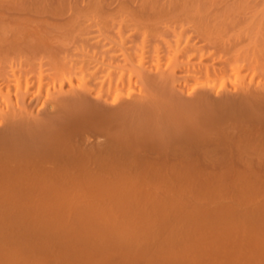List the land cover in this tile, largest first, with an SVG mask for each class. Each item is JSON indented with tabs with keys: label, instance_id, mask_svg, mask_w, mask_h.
Instances as JSON below:
<instances>
[{
	"label": "bare ground",
	"instance_id": "6f19581e",
	"mask_svg": "<svg viewBox=\"0 0 264 264\" xmlns=\"http://www.w3.org/2000/svg\"><path fill=\"white\" fill-rule=\"evenodd\" d=\"M77 1L79 0H74V3L79 6ZM89 1L87 6L82 0V9L85 6L87 9L90 7L87 14L85 13L87 9L84 11L86 16L81 15L84 18L83 32L81 31V34L78 33L79 31L75 32L80 34L75 35L74 30L77 24H73L75 26L74 30L72 28L73 34L70 31L71 27L68 28V26L77 20L71 21L72 18L65 20L67 16L63 18L64 14L58 11L63 4L71 3V0H0V125H2L0 129V200L3 197L9 201H22L16 205L11 204L13 206H5L8 211L12 209L14 211L15 209L29 210L32 213L38 211V215L40 212L44 214L69 212L70 214V212L80 211L81 213L82 211V213L93 212L97 215L96 212L101 210H110L112 216L117 210L125 212L155 210L163 201L160 200V192L158 194L160 199L154 200V204H139L138 201L133 202L137 199L133 197L132 190L127 186L133 187L132 182L135 180L142 182L150 180L163 182L164 180V183L165 181L175 183L177 180L181 182L183 181L181 179L189 180V178L192 180L211 178V176L221 178L223 169L221 170L219 165L217 168L222 172L217 175L201 174V171L194 173L187 169L184 171V168H188L195 160V154L191 159V152L199 149L201 137L208 138L210 136L208 133L211 134L210 131L217 127L216 123L224 124L225 118H221L222 122L219 120L222 115L228 116L227 119L231 118L232 122L240 121L241 124L244 119L250 123L253 122L250 125L255 124L256 121L257 125L264 124V105L257 106L258 99L264 104V89L256 91V88L255 93L252 92L253 89L251 91L248 88L250 91L246 92L244 95L246 97L243 96V91L240 92L243 98L247 99L249 95L255 99L258 98L256 103V100L253 102L250 98L247 101L255 105V108H252L253 104H250L252 108L251 110L249 108L250 111L247 108L248 104L246 107L243 106L248 112H242L243 110L238 108L237 104L242 101V98L239 101L236 96L229 94L225 96L223 93V98L211 99V92L217 93V90L222 92L227 89L226 77L230 71V74L234 72L241 79L243 61H254L259 68L262 63L259 54L254 53L255 50H253L254 55L251 51L249 54V50L240 46L241 43L225 44L229 41L225 40L227 41L225 42L222 37L214 36V30L207 15L209 13H203L201 10L211 4H214L213 6L222 4L223 7L225 4L230 5V2L243 0H95L92 4ZM55 2L62 6L52 9ZM68 3L70 16H72L71 12L77 16L75 9L71 11L72 5ZM80 7L77 8L81 11ZM65 9L66 6H63L61 11ZM66 12L65 10V14H69ZM40 13H44L46 19L39 18ZM50 14H52L51 17L54 16L53 19ZM54 14L57 17L62 15L61 19ZM47 15L51 19H48ZM81 26L77 28L81 29ZM221 29L224 28L219 30ZM220 38L223 41H220ZM220 43L222 45H218ZM178 76L182 78L181 80L186 78V81L191 82L190 89L194 90L195 96L188 102H184L181 99L182 96L179 97L174 90ZM135 84L140 85L139 92L132 93L129 90ZM247 86H244L245 91ZM180 87L179 90H182L183 88L180 89ZM240 88L244 90L243 86ZM227 91L225 90L226 93ZM35 106H38L40 111L37 107L36 111ZM232 122H230L231 126ZM191 135L193 138L190 137ZM92 136L100 141L96 142L93 137L91 141L95 143L84 145L85 139L90 140ZM191 139L192 141L188 144L187 141ZM211 139H209L210 142ZM260 143H253L254 145H239V143L236 149L239 155L237 152V155L234 153L230 155H236L241 162L237 163L244 166L240 165L242 169L238 166V170L234 172L231 169V174L225 172L222 177L225 178L228 174L229 178L245 180L260 178L263 181L264 146L262 144L263 149H261L256 145ZM187 144L192 145L194 149H190L192 146L186 148ZM231 146L233 147V145L229 147ZM201 147L199 151H202ZM216 147H211L212 150L214 149V154L207 153L210 151L209 148L204 149L207 155L203 157L206 158L207 164L211 163H208V160L218 159L214 158L218 150ZM165 150L168 151L164 152V155L162 153ZM142 151H145V155ZM153 153H159V155L151 158L152 162L149 161L150 158L147 160V157L146 159L142 157ZM204 153H199V157H202ZM140 154L142 158L139 156V159ZM173 154L177 158H173L174 162H169V157H173ZM199 157L197 160H200ZM145 160L148 162L145 163ZM199 163H202L201 160ZM207 164L203 166L206 167ZM235 167L233 169H236ZM123 181H131L132 184L126 182L128 185L124 187ZM118 182H121L122 186L119 187ZM158 195L155 194L154 197L157 198ZM118 196H121L120 199L117 198L120 202L113 200ZM105 197L108 199L110 197L116 203L98 202ZM6 209L3 207V211ZM250 213L252 215L253 212ZM82 215L83 221L87 222L89 219L87 214ZM114 220H116L115 216ZM85 221L79 220V225L86 224ZM241 223L240 227L237 226L240 229L236 228L238 233L241 230ZM111 224L114 228L112 229L111 225V231L114 232L116 226L120 231L121 226L116 225L114 221ZM233 225L229 224L231 229ZM122 227L125 228V225ZM242 227L245 228V225ZM122 232L124 230H121ZM124 233L127 236L126 231ZM245 233L247 232L241 234ZM125 235L122 238H125ZM101 238L103 240V237ZM100 242L102 241L98 243ZM262 243L264 245V242ZM98 246L101 247V244ZM262 251L260 250L261 253ZM10 252L5 253L7 256L3 254V257L2 252L0 253V258H3V260L0 259L1 263L7 258L8 261L12 259L14 261L12 263L15 264L13 252Z\"/></svg>",
	"mask_w": 264,
	"mask_h": 264
},
{
	"label": "rangeland",
	"instance_id": "374dc122",
	"mask_svg": "<svg viewBox=\"0 0 264 264\" xmlns=\"http://www.w3.org/2000/svg\"><path fill=\"white\" fill-rule=\"evenodd\" d=\"M87 1L88 0H83L84 5L85 4L87 5ZM96 1H98V0H96ZM90 2L92 4L93 2H95V0L94 1L90 0L89 3ZM55 3H53L54 4V5H52L53 7L51 6L52 9H54V7L59 8L58 6H60V5L62 6V4H57L58 2L56 4ZM67 3H66V5L63 4V6H66L65 10L67 12H69V14L67 12H66L67 14H65V10L61 11V9H63V6L61 9H58V11L61 12L62 14H64L63 18H64V16H67L64 18L65 20H66V18H69V19L72 18L71 21H73V20L80 21V23H75L77 21H73V23H72L68 19V21L71 22L68 26V28L71 27L70 28L71 30L70 29H68V30L72 31L71 33L73 34V30H74L75 26H77V27L81 26V23L84 21L83 17L86 16L90 6L88 7V9L86 8V6L84 9H82L83 8L82 0L77 1V5H79V6H76V3H74V0H71V3L69 2L70 4L69 3L68 4L72 5L71 11H73L75 9L74 11L77 14V16H74L75 14H72L73 12H71L72 16H70V10H69ZM80 4H82L81 7H80ZM229 4L230 5L227 4L229 7L226 4L225 5L223 4L226 7H224V6L222 7V4H219V5H221L220 7H218L219 6L218 4L216 6H213L214 4L213 5L211 4V6L208 5V6L201 9V10H203V13H209L207 15L209 16L210 25L212 26V28L214 30V32H213L214 36L217 35V36L222 37V39L224 41L225 40L229 41L228 43H225L227 41L222 42L225 44H229L230 42L241 43L240 46L242 45L243 48L245 47V49L249 50V54H250V51L253 55H254V53H258L261 60H262L261 62L263 63V66H264V0H243L242 2H239V1L235 2V3L230 2ZM73 6H76V7H73ZM77 7H80L83 11L82 10L80 11V9ZM56 8H55V10H56ZM67 8H68V10H67ZM85 9H87V10L85 11ZM76 10L80 11V12L78 13ZM84 11L86 14L84 13ZM43 14L44 13H40L41 16L39 18H43V17L45 18V14H44V16H42ZM60 14H58V15H60ZM82 14H84V16ZM36 15L39 16L38 13ZM51 15L52 14H50V17H51ZM54 15L57 17L56 14H54ZM27 16H29V15L27 14ZM61 16H58V17H60V19H61ZM73 16L76 19H74ZM46 17L48 18V15ZM53 17L54 16H52L51 18L53 19ZM51 18H48V19H51ZM77 18H80L81 20L77 19ZM73 24L74 25L77 24V25L73 26ZM77 27L74 30V34L80 35L83 32V23H82L81 29H78L79 27L78 28ZM72 28H73V30H72ZM220 28H224V29H221V31H220L219 30ZM75 32H78V33L81 32V33L76 34ZM222 39L220 38V41ZM218 45H222V44L220 43ZM253 50H255L254 53H253ZM256 50L257 51L259 50L260 53H259V51L257 52ZM260 54H262V56ZM242 63L244 64V66H242V68H241V76H240L241 79H239L236 76V74H234L233 71H232L233 74H230V72H231L230 71L226 77L227 78V80H226L227 89H224L222 92L217 90V93L211 92L212 96H214V97H212L211 95L210 96H211L212 100L221 99V98H223L224 95L226 96L227 94L234 96V97L236 96V98H239V101L242 98V101H245L246 103L244 104L241 101L242 103L240 102L237 105H238L239 109L243 110L242 112H245L246 108L244 110L243 106L245 105V107H246V104H248V107H247L248 110H249V108H250V110L252 108H255L254 103L250 102V104H253V107L251 108L249 102H247V101H249V98H250V101L253 100V102L256 99H258V98L255 99L251 95H249V98H247V99L243 98V96L246 95V92H248L249 89L251 91L253 89L252 92H255L256 88H257L256 91H260V90L264 89V71H263L264 68L262 66V63H260L261 66L259 68L257 63L255 64L254 61H252V62L251 61H243ZM261 69H263V70L261 71ZM179 79H180V77H179ZM179 79L176 80V81H178L177 82L178 84L175 81L176 85L174 87L175 88L174 90L179 97L182 96L181 99H183L184 102H188V101H190V99L192 100L193 97L195 96V93L193 92L194 90L191 91V89H190L191 88V82L186 81L187 80L186 78H185L186 80L184 78H183V80H181L182 79L181 78L180 83H179ZM240 80H243V81H240ZM240 84H242V85L240 86ZM247 84L249 87L247 86ZM183 85H186V86H183ZM245 85L247 86L246 91L244 89ZM180 86L183 89L185 88L184 91ZM242 86H243L242 89H244V90H240L241 89L240 87H242ZM179 87L182 90H179ZM260 87H261V89H260ZM139 88H140V85L135 84L130 88L129 91L132 93H136V92H139L138 91ZM258 88H259V90H258ZM225 90L226 91L228 90L227 93L225 92ZM241 91H243V96H242V93H240ZM186 93H188V95ZM223 93H224V95H223ZM235 93H236V95H235ZM215 96H216V98H215ZM244 97H246V96H244ZM187 99H189V100H187ZM258 100H259L258 102L260 104L256 100L255 103L257 102V104H258V105L257 104L256 105L257 106H263L264 104L262 103V100H260V99H258ZM38 106L40 108V105H38ZM38 106H35L36 111H37ZM40 109H39V111H40ZM246 112H248V111H246ZM226 117L228 118V116L222 115V117H220L219 120L222 122L223 118L227 119ZM225 119H224V124L223 123L221 124L220 121H219V123L221 125L216 123L217 127L215 129L213 128L214 132H213V130L210 131V132H212L211 133L212 135L210 133H208L210 135V136L208 135L209 136L208 138L209 139L212 138L211 142L209 141L207 136L206 137L204 136L205 138L201 137L203 141L201 140V143L199 145L198 150L194 149L192 145H188L192 141V139L187 141L188 144H187L186 148L192 146V147H190V149L192 148L191 150H193V149L194 150L191 152V157L193 156V154H195V156H194L195 160L194 161H196V162H194V161H193L194 163L191 162L190 166L188 168H184V171H186L185 169H187V171L190 170L191 172H194V173L195 172L200 173V171H201V174H208V175L211 173H213V175L221 174L222 171L224 174H225V172L230 173L231 169L234 172V170L235 171L238 170V166H240V165L244 166V165L240 164L241 162L238 161V159L236 158V155L238 154L236 149L239 147V145H241V144L242 145H244V144L254 145L256 142H259V143L263 142L262 144L264 146V126H263L264 124L261 123L260 125H257L256 124L257 121H256V122H254L256 125L255 124L250 125L253 122L251 121L252 123H250V121L245 120V119L244 120L241 119L244 122V123L242 122V124L240 121H237V122L233 121L235 123V124H233V122L230 120L231 118H229L227 120H225ZM230 122H232L233 127L231 126ZM239 122H240V124H239ZM245 122H247V123H245ZM1 128H2V125H0V129ZM218 135H219V137H218ZM228 136H229V138H228ZM93 137H94V139H93ZM190 137H192V135ZM224 137L228 138L229 141H228V139H225ZM218 138L219 139L223 138V139L220 141ZM231 138H234V139L231 140ZM92 139L95 140L96 142L100 141V139H97L95 136H92L90 138V140L85 139V141H84L85 144H84V142H83V144L87 145L88 143L89 144L95 143V141L92 142L93 141ZM206 139H208V140L206 141ZM80 140L79 141L82 142V139H80ZM238 141L240 144L238 143ZM185 142H186V140H185ZM216 142L218 144H216ZM232 142H234V143H232ZM244 142H247V143H244ZM206 143H207V145H206ZM212 143H213V145H212ZM228 143H229V145H228ZM230 143H232V144H230ZM80 144H82V143H80ZM262 144L260 143V144H256V145H258L257 147H259V146L261 147ZM225 145H226V147H225ZM230 145H233V147L232 146H231L232 148L229 147ZM203 146H205V147H203ZM216 146L218 147V150L217 151L215 150L216 154L214 155L215 157L214 156L213 157L218 158V159L208 160V163L211 162L212 165H211V163L207 164V160L204 157L207 155V153H210V152H212L214 154V151H213L214 149L212 150V148L213 147L215 148ZM223 146H224V148H223ZM200 147L203 148L202 151H199V150H201ZM234 147H236V148H234ZM205 148L206 149L209 148L210 151H208L206 153ZM225 148H227V149H225ZM228 148H229V150H228ZM232 149H235L236 151L235 150L233 151ZM261 149H263V147H261ZM196 150L198 151V153ZM227 150L229 153L226 152ZM166 151H168V150L163 151L162 154H164V152H166ZM222 151H224V152H222ZM139 152L141 153V151H139ZM142 152H143V155H145L144 154L145 151H142ZM170 152H172V151H170ZM201 152H203V153L205 152L204 153L205 155L201 154L202 157L204 156L203 159H202V157H199V155H200L199 153H201ZM236 152H237V154H236ZM136 153H138V152H136ZM230 153H234L236 155L234 156V154H232L233 155L232 156V155H230ZM141 154L138 155L139 159L141 157ZM157 154L159 155V153H156V154L153 153L151 155L142 156V157H144L145 159L147 157V160H148V158H150L149 161H151L153 159V157L156 156ZM175 154H177V153H175ZM164 155H162V156H164ZM135 156L137 157L136 154H135ZM135 156L134 155L132 156V158H134L132 160L133 162L135 160ZM197 156L200 158L202 163H199L200 160L199 159L197 160V158H198ZM222 156H223V158H222ZM158 157H160V156H158ZM175 157H176V155H175ZM175 157H174V154H173V157H169V162H174L175 159H173V158H175ZM194 157H192L191 159H193ZM170 158H172V159H170ZM229 158L232 160V162L233 161L235 162V160L237 159L235 164H234V162H233V164H231L232 162H230L231 160ZM234 158H235V160H233ZM227 159H229V160H227ZM142 160H144V159H142ZM147 160H145L144 162L146 163ZM165 160L166 159H164V161ZM222 160L224 162L226 161L227 163L222 162ZM218 161L219 162L221 161L222 164H221V162L219 163ZM229 162H230V164H229ZM237 162H240V163L238 164ZM192 164H194V165H192ZM204 164L205 165L207 164L208 166L204 167L203 166ZM228 164H229V166H228ZM196 165H199V166H196ZM218 165H219V168L221 170L223 169L222 171L217 168ZM200 166H202V167L200 168ZM234 166H236L235 167L236 169H233ZM190 167L192 169H190ZM193 167L195 169H193ZM223 167H226V168L228 167V169L226 170V168H223ZM208 168H210V169H208ZM216 169L219 171H217ZM241 169H242V167H241ZM198 170H199V172H198ZM215 170H216V172H214ZM223 173L220 175L221 178L214 177L215 178L214 179L212 176H211V178H209V177L205 178L206 182H205V179H203V178L202 179L204 181L201 178H194L196 180H194V179L192 180L191 178H189V180L188 179H181V180H183V181H181L182 183L180 182V180H177V182H175V183L173 181H172L173 183L171 181H165V183H164V180H163V182H162V180H161V182H158V180L157 181L155 180L156 182H154V180L143 181V182L135 180V182H132L133 187H131V186L129 187V186H127L128 183H126L129 181H126V182L123 181V183L125 184L123 186L124 187L127 186L128 188H130L132 190L133 197L135 196V199H137V200L133 201L134 203H137V201H138V202H140L139 204L151 205V204H154L155 201H157V199L160 196H161V199L160 198L159 199L161 201L162 200L163 201H162V204H159L155 208V210H151L148 212L147 211H145V212H143V211H133V212L127 211V212H125L123 210H117V211H114V213H113L114 215H112L113 217L110 215L112 213V211H110V210H108V211H106V210L102 211L101 210V212H96L97 215L98 214L100 215V216L98 215V217L93 212L82 213V211H81V213H80V211L75 212V213L70 212V214H69V212L68 213L67 212H65V213L64 212L63 213H61V212L55 213L54 212L56 215L54 213L50 214L49 212H47L49 214H44V212L43 213L40 212V214L38 215V211H36V212L33 211L34 213H32V211H29V210L26 211V210L15 209V211H14V209H12V210L8 211L6 209V207L10 206L11 204L16 205L18 203H21L22 201L21 202H19L20 200H16L18 202H16L15 200L9 201V199L2 197V199H4V200H2V199L0 200V205L1 206L3 204H6V205H3L2 208L0 206V209H2V210H0V253L2 252L1 256L3 257V254L10 252V251L13 252V255L15 257L13 259L16 260L15 264H19L20 262H21L20 264H28V263L29 264H264V253H263L264 252V245L262 243V242H264V240L262 239V238H264V228H263L264 227V212H263L264 211V195H263L264 194V190H263L264 189V180L261 181L262 179H260V178H256V179L255 178H251V179L248 178L247 180L229 178L227 176L228 174L226 175L228 178L226 176L224 178V177H222V175H224ZM226 178L229 180H227ZM210 179H212V180H210ZM217 179H219V180L217 181ZM222 179H224V180H222ZM233 179H235V180H233ZM190 180H191V182H189ZM185 181H187V183ZM138 182H139V184H138ZM244 182H247V183H244ZM120 183L118 182L119 187L122 184V183L121 184ZM129 183L132 184L131 181ZM135 186H136V188H135ZM137 186H138V188H137ZM159 192H160V194H159ZM208 193L210 196L208 195ZM155 194H157V195L159 194L160 196L158 195L156 198V197H154ZM144 195H146V196H144ZM255 195H256V197H255ZM258 197H260V198L258 199ZM117 198L120 199L121 196L120 197L118 196V197H116V199L114 198L113 200H116V202H120L119 199H117ZM172 199H174V200H172ZM255 199L257 201H255ZM8 201H9V203H8ZM98 202L104 203V204L105 203H107V204L116 203L115 201H112V199L110 197H109V199L106 197L101 198ZM13 205H11V206H13ZM3 207L8 212H6V210L3 211ZM257 207L259 208V210ZM161 208H163V210H160ZM260 208H261V210H260ZM257 211H259V212H257ZM138 212H142V213L140 214ZM190 212L193 214H191ZM237 212H239V213H237ZM242 212L244 214H242ZM250 212H253L252 215ZM82 214H84L85 216L87 214V217L89 219L86 218V220L88 219L87 222L84 220L86 222V224L79 225L80 224L79 220L84 222L82 219L83 217H81V216H83ZM245 215H247V217ZM250 215H251V218H250ZM254 215H255V217H254ZM114 216H115L116 220H114ZM256 217H257L258 221H257ZM240 218L244 219L245 221L241 220ZM235 219L238 220L239 222L238 221L236 222ZM113 221L116 225L121 226L120 227L121 229L119 231V230H117L119 227L116 228L117 226L114 225V227L116 226L115 229L117 230V233L115 232L116 230L114 231L115 234L113 231L110 230L111 225H112V229H114L113 224H111V222H113ZM241 221H244V222L241 223ZM222 222L224 225L221 224ZM257 222H259V223H257ZM262 222H263V224H262ZM87 223H88V225H87ZM225 223H226V225H225ZM234 223L235 224L238 223V225L237 224L235 225ZM240 223H241V230H240L241 232L239 231V233H238L237 231L240 229V228H238V227H240V225H239ZM47 224H48V226H47ZM229 224L230 225L234 224L232 229L230 228ZM242 224L245 225V228L242 227V226H244ZM123 225H125V228L122 227ZM252 225H254V226H252ZM220 226H222V227H220ZM226 226L229 228H227ZM79 227L81 228V231H80ZM246 227H248V228L246 229ZM236 228H238V230ZM230 229H231V231H230ZM245 229L247 231H245ZM255 229L256 230L259 229V230L256 232ZM121 230L122 231L124 230V232L126 231L127 236L125 235L124 232H122L123 233L122 234ZM225 230H227V231H225ZM243 230H244V232H247V233L242 235L241 233H244ZM110 231L113 233H111ZM224 231L228 234H226ZM251 231H252V233H251ZM108 232H110L111 234ZM223 232L225 233V235ZM254 232H256V233H254ZM119 234L121 235V237H119L120 236ZM246 234H247V236L248 235L249 236L247 237ZM124 235L127 238L126 237L122 238V236H124ZM261 235H262V237H261ZM99 236H100V238L103 237V240H102V238L100 239ZM243 236H245V237H243ZM238 237H240V238H238ZM250 237H251V240H249ZM104 238L106 241L104 240ZM252 238H253V240H252ZM238 239L240 240V242ZM99 241H102V242L98 243ZM256 241H259V242H256ZM260 241H262V242H260ZM103 242H105L106 244L105 243L103 244ZM250 242H252V243H250ZM98 244H101V247L103 245H105V246H107V248L105 246H103L105 248L102 250L103 247L101 248L100 246H98ZM260 244L262 245L263 249L261 248ZM66 245H67V247H65ZM256 247L260 248V249L258 250ZM260 250L261 251L263 250L262 253L260 252ZM257 251H259V252L257 253ZM4 256H7V255L5 254ZM2 257L0 259L3 260ZM80 257H82V258L79 259ZM6 260H7V262H6ZM6 260L3 261V262H5V264L10 262L12 259H10V261H8L9 259L6 258ZM1 261H0V263H1ZM3 262L1 264H4ZM12 262H14V261L12 260L8 264H14Z\"/></svg>",
	"mask_w": 264,
	"mask_h": 264
}]
</instances>
